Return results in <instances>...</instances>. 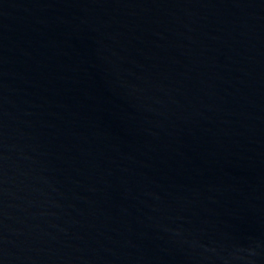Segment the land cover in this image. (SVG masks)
I'll list each match as a JSON object with an SVG mask.
<instances>
[{"label":"water","instance_id":"water-1","mask_svg":"<svg viewBox=\"0 0 264 264\" xmlns=\"http://www.w3.org/2000/svg\"><path fill=\"white\" fill-rule=\"evenodd\" d=\"M0 264H264V0H0Z\"/></svg>","mask_w":264,"mask_h":264}]
</instances>
